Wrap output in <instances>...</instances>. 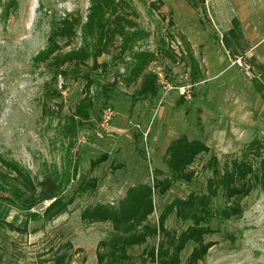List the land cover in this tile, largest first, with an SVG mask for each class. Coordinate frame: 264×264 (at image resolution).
Listing matches in <instances>:
<instances>
[{
	"label": "rangeland",
	"instance_id": "374dc122",
	"mask_svg": "<svg viewBox=\"0 0 264 264\" xmlns=\"http://www.w3.org/2000/svg\"><path fill=\"white\" fill-rule=\"evenodd\" d=\"M249 1L257 11L255 18L264 20L263 1ZM114 2L119 8L105 16L107 27H114L115 17L122 19L129 41L123 49L124 39L114 35L97 58L100 66L91 70L89 60L88 67L81 68L92 80L87 93L92 105L88 119L82 120L75 116V108L86 94L85 80L55 77L48 62L37 57L47 48L53 24L69 16L77 17L80 27L68 47L59 41L60 54L79 47L94 52L100 39L97 29H82L91 0H0V156L17 162L38 181L44 175L55 178L61 201L68 203L64 213L46 222L29 220L23 211L0 200V264H54L56 250L65 244L70 245L69 264H97L98 244L111 237V225L84 222L81 212L98 204L115 207L133 186L153 187L155 181L170 180L165 150L180 136L204 142L210 153L199 155L189 167L194 173L190 182L170 181L164 194L153 189L150 224L174 199L207 194L211 155L220 172L233 160H249L256 168L264 158V71L257 58L244 54L246 39H241L243 50L238 54L223 47L222 37L234 15L230 0ZM253 31L261 35L264 24ZM236 56H242L259 78L249 80L232 66ZM138 65L143 66L140 78L127 82L130 70ZM154 72H160L167 85L185 88L188 98L176 90L166 94ZM144 76L153 80L155 97L138 95ZM256 82L263 89L258 91ZM108 107L115 116L105 134L98 123ZM254 141L257 145L250 150ZM101 157L105 160L94 163ZM5 193L3 188L0 196ZM46 205L31 213L41 215ZM226 205L218 191L212 209ZM240 207L239 217L210 221L205 241L214 246L198 264H264V191L256 187ZM23 222L24 233L7 226ZM187 224L173 214L165 221L166 229L178 234ZM159 240L151 238L128 249L130 259L141 263L144 249ZM194 246H185L180 264Z\"/></svg>",
	"mask_w": 264,
	"mask_h": 264
},
{
	"label": "trees",
	"instance_id": "16d2710c",
	"mask_svg": "<svg viewBox=\"0 0 264 264\" xmlns=\"http://www.w3.org/2000/svg\"><path fill=\"white\" fill-rule=\"evenodd\" d=\"M184 1L192 2L193 0ZM118 8V3H115L114 0H91L90 14L82 29L91 32L97 29L100 35L99 43L94 47L93 53H90L86 47H79L60 54L62 46L59 45V41L64 40L63 45L68 47L75 37L76 29L80 27V20L77 17L69 16L53 24L47 48L37 57V60L41 62H48L55 77L60 76L67 79L72 75L75 79L80 77L85 80L83 88L86 94L75 108V116L82 120L88 119L87 109L92 105L87 97L92 80L88 74L81 73V68H87L89 60L92 61L91 70L98 68L100 65L97 64V58L106 51L114 35H120L124 39L123 49L129 41L123 34L125 29L122 25L123 22H120L122 19L115 17L114 27L112 29L107 27L109 22L106 21L105 16L108 13L116 14ZM126 23L128 24V22ZM241 39L239 23L233 19L230 30L222 37L223 47L233 55L238 54L240 50H243L242 44H240ZM249 61L253 63L254 58H250ZM101 65L105 67L103 64ZM258 68L264 71L263 66ZM142 71L143 66L141 65L133 67L127 82L136 83ZM141 80L138 95L155 97L156 89L153 80L148 76H144L143 79L141 77ZM111 86L113 84L109 88H105V94L110 93ZM256 88L260 91L263 89V85L256 82ZM256 145L257 142H252L249 145L250 150ZM207 153H210V149L204 142L189 141L185 136H180L171 141L165 150V163L171 175L170 180L155 181L153 187L148 185L133 186L126 191L117 206L98 204L81 212L80 217L84 222L109 223L111 225V237L98 244L97 264H180V255L188 243H193L195 246L185 260V264H198L205 259L209 249L214 246V243L205 241V237L211 233L210 221L216 217L225 220L239 217L242 214L241 200L249 196L256 187L264 191V158L258 160L256 168H253V164L249 160H233L220 172L217 168L216 157L211 155L207 162L208 168L212 171V177L207 181V194L190 193L184 199L176 198L165 207L156 223H148V218L154 212L153 189L164 194L171 185L170 181L190 182L194 173L189 170V167L199 155ZM255 153L256 156L259 155L257 150ZM102 160L105 158L101 157L94 163L99 164ZM93 185L94 183H92ZM3 188L6 189V196H0V200L8 207L23 211L29 220L51 221L64 213L68 206V203H64L59 197L60 187L55 178L44 175L38 181L36 178H32L30 172L17 162L0 156V193ZM218 191L221 192L227 205L221 210L214 211L212 201ZM46 202L48 205L44 207L41 215L31 213L34 208ZM170 214H173L176 220L187 222L189 225L187 224L179 234L167 230L165 221ZM7 226L12 231L22 233L26 231V222L18 227L12 224H7ZM151 238H160L161 240L156 245L147 246L144 249L145 259L141 263H134L130 259L128 249L145 245ZM69 248L70 245L65 244L64 247L56 250L54 264H69L70 256L67 252Z\"/></svg>",
	"mask_w": 264,
	"mask_h": 264
},
{
	"label": "crops",
	"instance_id": "0c3cea01",
	"mask_svg": "<svg viewBox=\"0 0 264 264\" xmlns=\"http://www.w3.org/2000/svg\"><path fill=\"white\" fill-rule=\"evenodd\" d=\"M262 1L264 3V0ZM230 5L234 13L231 19H235L239 23L242 38H244V40L246 39L248 43V47L246 48L244 54L248 53V55L257 58L260 61V64L264 66V31L259 36L256 35L255 31H253L255 25H263L264 20L261 19V17L255 18L257 11L255 10L254 5H252V2L249 0H237L236 2L234 0H230ZM228 30L229 28L226 29V31Z\"/></svg>",
	"mask_w": 264,
	"mask_h": 264
},
{
	"label": "built area",
	"instance_id": "2783aa9c",
	"mask_svg": "<svg viewBox=\"0 0 264 264\" xmlns=\"http://www.w3.org/2000/svg\"><path fill=\"white\" fill-rule=\"evenodd\" d=\"M232 66H236L237 68H239L244 74L245 76L249 79V80H255L258 79V76H255L252 73L251 70V65L248 64L242 56H236L233 58V61L231 62ZM155 76L157 77V82L158 84L163 85V90H165V93L167 94L169 91L171 90H176L178 92L179 96H183L185 99L188 98L187 96V91L185 90V88L183 87H179V88H173L169 85L166 84L164 77L161 76L160 72H154ZM115 116V113L113 112V110L111 108H106L100 117V121L98 123V129L100 130L101 133H105L108 134L110 132V124L113 120Z\"/></svg>",
	"mask_w": 264,
	"mask_h": 264
}]
</instances>
